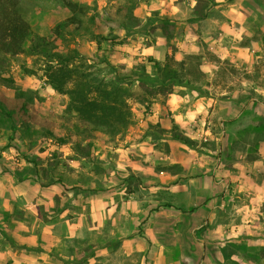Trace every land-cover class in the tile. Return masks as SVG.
<instances>
[{"label": "rangeland", "instance_id": "rangeland-1", "mask_svg": "<svg viewBox=\"0 0 264 264\" xmlns=\"http://www.w3.org/2000/svg\"><path fill=\"white\" fill-rule=\"evenodd\" d=\"M22 14L24 52H0V264H264V0Z\"/></svg>", "mask_w": 264, "mask_h": 264}, {"label": "trees", "instance_id": "trees-1", "mask_svg": "<svg viewBox=\"0 0 264 264\" xmlns=\"http://www.w3.org/2000/svg\"><path fill=\"white\" fill-rule=\"evenodd\" d=\"M68 6L75 8L76 5L69 3ZM23 0H0V52L10 55H18L24 52L26 42L33 36L32 26L29 20L22 14ZM73 12V9H72ZM73 21V18L68 19ZM58 26L57 35L61 34V30L66 24ZM30 49L39 53L46 45V40L38 37L33 41ZM47 54V53H46ZM64 59L63 55H57ZM63 70V69H61ZM56 90L62 91V87L54 85Z\"/></svg>", "mask_w": 264, "mask_h": 264}, {"label": "crops", "instance_id": "crops-1", "mask_svg": "<svg viewBox=\"0 0 264 264\" xmlns=\"http://www.w3.org/2000/svg\"><path fill=\"white\" fill-rule=\"evenodd\" d=\"M177 59L179 60L180 58L179 57H177ZM229 179V178H228ZM239 184L242 186V182L241 181H239ZM231 187H232V185H231ZM239 187V186H238ZM252 188H258V186H251ZM233 189H234V185H233Z\"/></svg>", "mask_w": 264, "mask_h": 264}]
</instances>
